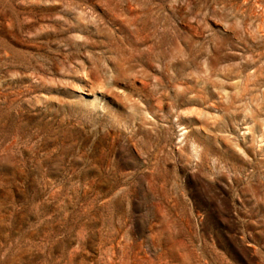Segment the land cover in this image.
<instances>
[{"label": "rangeland", "instance_id": "rangeland-1", "mask_svg": "<svg viewBox=\"0 0 264 264\" xmlns=\"http://www.w3.org/2000/svg\"><path fill=\"white\" fill-rule=\"evenodd\" d=\"M0 264H264V0H0Z\"/></svg>", "mask_w": 264, "mask_h": 264}]
</instances>
